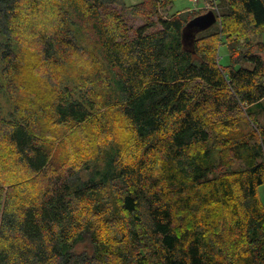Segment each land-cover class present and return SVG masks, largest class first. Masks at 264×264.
<instances>
[{
	"label": "trees",
	"instance_id": "16d2710c",
	"mask_svg": "<svg viewBox=\"0 0 264 264\" xmlns=\"http://www.w3.org/2000/svg\"><path fill=\"white\" fill-rule=\"evenodd\" d=\"M173 1L0 0V264H264V0Z\"/></svg>",
	"mask_w": 264,
	"mask_h": 264
},
{
	"label": "rangeland",
	"instance_id": "374dc122",
	"mask_svg": "<svg viewBox=\"0 0 264 264\" xmlns=\"http://www.w3.org/2000/svg\"><path fill=\"white\" fill-rule=\"evenodd\" d=\"M124 4L126 6H133L136 5L142 0H123ZM211 4H216L219 14L222 12V5L219 4V2L215 0H207L205 3H201L199 0H174L173 3L165 8L160 10V15L162 17H170L171 15L175 14L176 12H181V11H190L192 12L193 10L199 11V10H207V7H210ZM209 11V10H207ZM206 11V12H207ZM128 13V12H127ZM205 13V12H204ZM126 19L128 21V25L131 27V30L135 29L138 26H141L143 24V21L141 19H137L133 17L131 14L126 16ZM216 28V23L209 28V30H214ZM86 43V41H84ZM219 58L222 60L223 58L226 57L227 59V48L225 46H222L219 50ZM248 67H251L250 65H247ZM253 110L258 111V121L259 124L264 126V100L262 101V104L259 107H253ZM257 197L260 201V203L264 206V185L258 187L257 189Z\"/></svg>",
	"mask_w": 264,
	"mask_h": 264
},
{
	"label": "water",
	"instance_id": "95a60500",
	"mask_svg": "<svg viewBox=\"0 0 264 264\" xmlns=\"http://www.w3.org/2000/svg\"><path fill=\"white\" fill-rule=\"evenodd\" d=\"M156 2L160 0H155ZM217 17L213 11H207L206 13L199 15L187 23L185 29L190 33L196 31H205L213 26L217 22Z\"/></svg>",
	"mask_w": 264,
	"mask_h": 264
},
{
	"label": "built area",
	"instance_id": "2783aa9c",
	"mask_svg": "<svg viewBox=\"0 0 264 264\" xmlns=\"http://www.w3.org/2000/svg\"><path fill=\"white\" fill-rule=\"evenodd\" d=\"M206 9L209 10V11H213L214 14H215V13H216L217 15L219 14V10H218L216 4H211V6H210V7H207Z\"/></svg>",
	"mask_w": 264,
	"mask_h": 264
}]
</instances>
